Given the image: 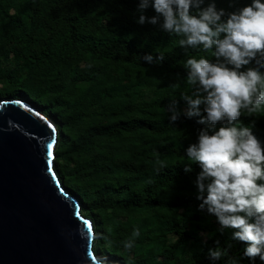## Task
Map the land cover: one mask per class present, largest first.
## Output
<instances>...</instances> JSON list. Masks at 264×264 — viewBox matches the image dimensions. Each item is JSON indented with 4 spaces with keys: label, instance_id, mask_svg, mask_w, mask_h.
Wrapping results in <instances>:
<instances>
[{
    "label": "trees",
    "instance_id": "1",
    "mask_svg": "<svg viewBox=\"0 0 264 264\" xmlns=\"http://www.w3.org/2000/svg\"><path fill=\"white\" fill-rule=\"evenodd\" d=\"M212 2L226 19L252 0H204L201 8ZM139 3L0 0V103L25 101L54 123V172L92 223L101 263L228 264L235 257L264 264L244 256L235 229H221L214 215L199 210L201 168L186 156L206 125L184 114L181 95L191 92L184 64L214 60L213 50L179 46L183 37L163 31L162 18L137 23ZM142 14L157 15L151 0ZM149 54L164 59L148 63ZM251 66L255 61L241 70ZM173 99L174 122L167 111ZM239 122L264 147V111L242 114ZM135 229L140 234L133 238ZM129 239L131 250L124 247ZM217 242L228 255L212 261L208 251Z\"/></svg>",
    "mask_w": 264,
    "mask_h": 264
},
{
    "label": "clouds",
    "instance_id": "2",
    "mask_svg": "<svg viewBox=\"0 0 264 264\" xmlns=\"http://www.w3.org/2000/svg\"><path fill=\"white\" fill-rule=\"evenodd\" d=\"M149 3L140 0L137 23L156 25L162 18L163 31L183 37L179 46L213 50L214 60L203 56L186 60V83L191 92L181 95L187 105L184 114L200 117L198 123L206 125L198 133V142L186 149L188 162L201 168L196 180L199 210L214 215L221 229L236 230L233 239L246 245L245 257L264 261V147L251 127L239 122L242 114L264 111V2L252 0L226 19H222L224 10H217L214 2L201 8L204 0H151L157 15L148 18L142 13ZM143 59L159 63L164 55L154 60L149 54ZM253 61L255 66L241 70ZM167 111L170 121L178 119L175 99ZM218 124L222 126L217 130ZM139 234L135 229L132 237ZM133 246V239L124 242L127 250ZM225 255L228 250L218 242L208 251L212 261ZM228 264H239V259L232 257Z\"/></svg>",
    "mask_w": 264,
    "mask_h": 264
},
{
    "label": "water",
    "instance_id": "3",
    "mask_svg": "<svg viewBox=\"0 0 264 264\" xmlns=\"http://www.w3.org/2000/svg\"><path fill=\"white\" fill-rule=\"evenodd\" d=\"M56 143L54 123L29 103H0V264H103L92 223L54 172Z\"/></svg>",
    "mask_w": 264,
    "mask_h": 264
},
{
    "label": "rangeland",
    "instance_id": "4",
    "mask_svg": "<svg viewBox=\"0 0 264 264\" xmlns=\"http://www.w3.org/2000/svg\"><path fill=\"white\" fill-rule=\"evenodd\" d=\"M118 220H119V222H125V220H121V219H118ZM175 239H176L175 237H171V238H170V242H171V241H174Z\"/></svg>",
    "mask_w": 264,
    "mask_h": 264
},
{
    "label": "snow or ice",
    "instance_id": "5",
    "mask_svg": "<svg viewBox=\"0 0 264 264\" xmlns=\"http://www.w3.org/2000/svg\"><path fill=\"white\" fill-rule=\"evenodd\" d=\"M48 147H49V152H48V155H49V156H51V155H52V153H51V147H52V146H51V144H49V146H48Z\"/></svg>",
    "mask_w": 264,
    "mask_h": 264
}]
</instances>
